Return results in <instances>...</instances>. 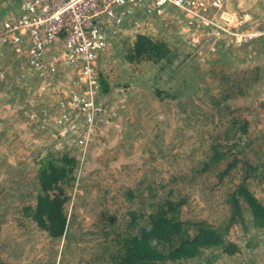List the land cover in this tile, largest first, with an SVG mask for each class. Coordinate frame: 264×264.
Returning <instances> with one entry per match:
<instances>
[{
  "label": "rangeland",
  "instance_id": "1",
  "mask_svg": "<svg viewBox=\"0 0 264 264\" xmlns=\"http://www.w3.org/2000/svg\"><path fill=\"white\" fill-rule=\"evenodd\" d=\"M9 4L17 6L0 0V15ZM226 7L242 20L235 35L199 29L173 12L161 27L141 11L125 23L100 61L101 81L109 85L101 91V125L108 127L84 157L70 139L43 137L29 123L35 107L55 98V87L18 82L8 56L0 55V68L10 73L0 91V264H109L111 241L125 230L127 211L154 210L164 187L185 199L182 219L218 225L228 217L225 197L238 172L219 181V166L205 169L203 158L209 145L230 134L226 120L234 110L249 119L248 132L231 133L236 149L245 147L250 162L264 163V0H226ZM137 33L165 41L177 54L171 62H127ZM158 90L168 93L161 97ZM37 149L39 158L70 149L83 167L70 189L66 231L57 239L25 216L38 187L39 158L30 153ZM250 187L264 204V180ZM246 225L236 223L227 233L239 244L236 253L185 264H264V228Z\"/></svg>",
  "mask_w": 264,
  "mask_h": 264
},
{
  "label": "built area",
  "instance_id": "2",
  "mask_svg": "<svg viewBox=\"0 0 264 264\" xmlns=\"http://www.w3.org/2000/svg\"><path fill=\"white\" fill-rule=\"evenodd\" d=\"M138 11L158 27L170 12L225 35H235L238 25L226 0H19L17 8L0 15V55L20 56L18 81L55 87V98L28 114L39 135L70 139L80 157L86 156L106 113L102 54ZM6 75L0 68V81Z\"/></svg>",
  "mask_w": 264,
  "mask_h": 264
},
{
  "label": "trees",
  "instance_id": "3",
  "mask_svg": "<svg viewBox=\"0 0 264 264\" xmlns=\"http://www.w3.org/2000/svg\"><path fill=\"white\" fill-rule=\"evenodd\" d=\"M130 44L125 59L132 64L161 60L171 62L172 56L177 54L165 41L145 33H137ZM6 78L0 81V89ZM101 82L103 90H107L109 85L103 79ZM157 93L163 97L168 92L158 90ZM233 112L226 120V131H230V134L216 139L205 149L206 152L203 151L205 169L219 166L215 172L219 181L231 172H238V181L225 197L228 217L218 225L182 219L180 207L185 204V199H174L173 187H164L161 200L156 203L154 210L148 213L138 209L127 211L125 230L111 241L115 247L109 252V264H185L200 256L205 258L204 262H210L221 254L232 255L239 250L238 243L227 239L232 225L240 223L245 229L247 221H250L252 226L264 228V204L250 187L251 183L264 180V163L250 162L245 147L236 149L238 138L233 134L236 131L248 132L249 119ZM37 163L35 203L25 208V216L52 239H57L64 235L67 228L70 189L75 183L78 160L70 150H50ZM205 251H209V255Z\"/></svg>",
  "mask_w": 264,
  "mask_h": 264
},
{
  "label": "crops",
  "instance_id": "4",
  "mask_svg": "<svg viewBox=\"0 0 264 264\" xmlns=\"http://www.w3.org/2000/svg\"><path fill=\"white\" fill-rule=\"evenodd\" d=\"M14 1H16L17 2V6H18V3H19V0H14ZM17 6H16V8H17ZM15 9V8H14ZM2 10L3 11H1V13H5V12H7V11H9V10H12V8H11V4H9V5H7L6 7H3L2 8ZM237 13H239V11H237ZM239 16H240V13H239ZM243 19V18H242ZM236 21L238 22V21H242L240 18H238L237 16H236ZM3 56V55H2ZM5 56H8V58H9V60L11 61V63H12V65H13V69H14V75H16L17 74V72L19 71V69H20V64L22 63V60H20L19 59V57L20 56H13L12 54H10V53H8V54H6ZM9 60H8V62H9ZM10 63V62H9ZM10 63V64H11ZM17 70V71H16ZM29 81H26V82H20V83H28ZM3 89V88H2ZM2 89H0V91L2 92ZM3 94V93H2ZM105 98V97H104ZM102 101H103V99H101ZM105 100V99H104ZM103 103H105L104 101H103ZM11 109V108H10ZM18 119V118H17ZM14 121V120H13ZM107 127H108V125H104V126H102L101 127V130H106L107 129ZM22 128V127H21ZM100 130V131H101ZM15 136L17 137V136H19V134H15ZM99 136V135H98ZM102 136H103V134H102ZM100 137V136H99ZM31 153V155H32V157H34V158H36L38 155H39V153H40V149L38 150L37 149V151H31L30 152ZM39 157H40V155H39ZM39 157H37V159L39 158ZM81 169H83V167H81Z\"/></svg>",
  "mask_w": 264,
  "mask_h": 264
}]
</instances>
